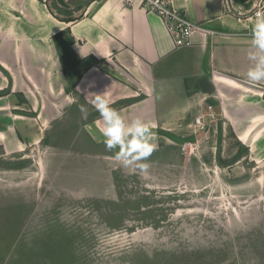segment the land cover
I'll list each match as a JSON object with an SVG mask.
<instances>
[{"label":"rangeland","instance_id":"374dc122","mask_svg":"<svg viewBox=\"0 0 264 264\" xmlns=\"http://www.w3.org/2000/svg\"><path fill=\"white\" fill-rule=\"evenodd\" d=\"M259 1L231 9L254 21ZM64 102L27 101L30 131L0 135V264H264V122L243 142L184 117L129 171Z\"/></svg>","mask_w":264,"mask_h":264},{"label":"crops","instance_id":"0c3cea01","mask_svg":"<svg viewBox=\"0 0 264 264\" xmlns=\"http://www.w3.org/2000/svg\"><path fill=\"white\" fill-rule=\"evenodd\" d=\"M235 1L241 8L250 0ZM172 2L189 19L225 35H196L192 46L178 48L156 14L126 0H0L2 140L5 133L30 131L27 120H19L29 119L24 107L32 100L39 103V118L58 115L65 99L71 115L86 106L95 128L102 121L92 101L104 93L126 121L152 125L155 138L211 104L223 118L209 131L231 127L248 140L264 122V102H257L264 100V83L245 79L255 20L229 13L225 0Z\"/></svg>","mask_w":264,"mask_h":264},{"label":"clouds","instance_id":"9594fccd","mask_svg":"<svg viewBox=\"0 0 264 264\" xmlns=\"http://www.w3.org/2000/svg\"><path fill=\"white\" fill-rule=\"evenodd\" d=\"M248 60L251 66L245 74V79L251 85L264 83V11L256 12ZM92 106L102 121L99 132L106 150L114 152L115 159L123 169L146 171L148 164L145 161L157 148L153 142V126L139 118L131 122L126 121L110 106L105 93L96 94Z\"/></svg>","mask_w":264,"mask_h":264},{"label":"built area","instance_id":"2783aa9c","mask_svg":"<svg viewBox=\"0 0 264 264\" xmlns=\"http://www.w3.org/2000/svg\"><path fill=\"white\" fill-rule=\"evenodd\" d=\"M126 2L129 6L138 5L144 11L156 14L165 24L178 48L192 46L196 35L204 38L225 35L221 31L205 26V23L189 19L180 9L174 7L172 0H126ZM231 3L232 0H225V8L229 13L233 12ZM255 6L253 18H256L257 11H264V0H260ZM215 114L219 116L213 105L209 104L199 111L188 126H193L195 131H206L209 125L217 122Z\"/></svg>","mask_w":264,"mask_h":264},{"label":"bare ground","instance_id":"6f19581e","mask_svg":"<svg viewBox=\"0 0 264 264\" xmlns=\"http://www.w3.org/2000/svg\"><path fill=\"white\" fill-rule=\"evenodd\" d=\"M246 137H247V135H243V136H242L243 139H246Z\"/></svg>","mask_w":264,"mask_h":264}]
</instances>
